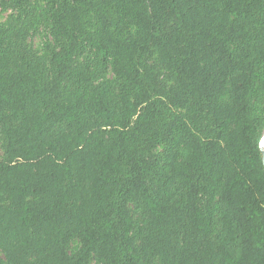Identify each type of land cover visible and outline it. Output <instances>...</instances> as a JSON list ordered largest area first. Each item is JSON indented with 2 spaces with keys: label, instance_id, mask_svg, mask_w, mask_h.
I'll list each match as a JSON object with an SVG mask.
<instances>
[{
  "label": "trees",
  "instance_id": "trees-1",
  "mask_svg": "<svg viewBox=\"0 0 264 264\" xmlns=\"http://www.w3.org/2000/svg\"><path fill=\"white\" fill-rule=\"evenodd\" d=\"M47 2L52 80L0 27V264H264V0Z\"/></svg>",
  "mask_w": 264,
  "mask_h": 264
},
{
  "label": "rangeland",
  "instance_id": "rangeland-1",
  "mask_svg": "<svg viewBox=\"0 0 264 264\" xmlns=\"http://www.w3.org/2000/svg\"><path fill=\"white\" fill-rule=\"evenodd\" d=\"M10 25L21 28L26 32L25 37L14 39L19 56L44 59L48 78L52 80L55 77L52 56L61 48L62 39L57 37L52 29L47 0H0V27ZM87 62H89V65H87ZM149 62H157V55L153 54ZM74 66L79 71H84L88 67V76L93 80L94 84L110 81L114 86V93L118 94L120 80L114 68L111 64L106 67L101 66L94 52L88 47L76 56ZM71 80L72 82L68 84L69 94L71 93L70 91L77 90L76 78ZM255 105L259 113L264 115V99L255 101ZM263 133L262 131L260 136L261 143L263 141ZM163 152L164 147L160 146L152 152L151 156H159ZM0 159H7L6 141L3 137L0 139ZM130 209L136 221L142 223L141 213L134 204L131 205ZM221 227V221L217 218L214 233L220 232ZM80 246V239L75 237L70 243L69 252L78 251ZM92 263L98 264L95 260H92Z\"/></svg>",
  "mask_w": 264,
  "mask_h": 264
},
{
  "label": "water",
  "instance_id": "water-1",
  "mask_svg": "<svg viewBox=\"0 0 264 264\" xmlns=\"http://www.w3.org/2000/svg\"><path fill=\"white\" fill-rule=\"evenodd\" d=\"M263 143H264V133H263V141L261 143V148H262V151H263V163H264V149H263Z\"/></svg>",
  "mask_w": 264,
  "mask_h": 264
},
{
  "label": "bare ground",
  "instance_id": "bare-ground-1",
  "mask_svg": "<svg viewBox=\"0 0 264 264\" xmlns=\"http://www.w3.org/2000/svg\"><path fill=\"white\" fill-rule=\"evenodd\" d=\"M264 149V148H263Z\"/></svg>",
  "mask_w": 264,
  "mask_h": 264
}]
</instances>
